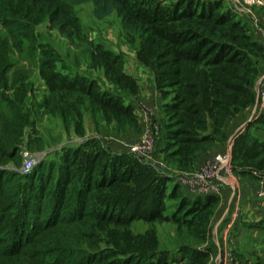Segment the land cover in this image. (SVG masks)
Returning <instances> with one entry per match:
<instances>
[{"label": "trees", "instance_id": "16d2710c", "mask_svg": "<svg viewBox=\"0 0 264 264\" xmlns=\"http://www.w3.org/2000/svg\"><path fill=\"white\" fill-rule=\"evenodd\" d=\"M222 1L0 0V58L23 49L37 57L50 87L46 107L66 126L73 121L76 132L89 110L113 123L117 133L137 130L131 106L98 91L85 76L61 74V55L36 34L46 24L77 40L82 27L74 8L82 4L91 3L99 21L115 14L121 30L132 35L135 60L153 75L162 102L156 150L178 172L190 171L200 154L224 140L225 125L255 103L264 65V46ZM92 60L109 80L134 86L115 67L116 59L97 54ZM6 90L12 94H2L10 115L0 118V264H170L174 251L190 264L209 261L211 248L199 250L191 242L210 237L218 199L188 196L182 188L176 199L180 186L168 190L170 178L132 154H112L88 140L20 173L28 117L17 82ZM256 120L264 123V114ZM231 164L241 175L264 173V142L241 132L232 143ZM166 200L175 201L171 212L165 211ZM137 222L171 223L182 242L169 254L158 248L155 231L133 236Z\"/></svg>", "mask_w": 264, "mask_h": 264}, {"label": "rangeland", "instance_id": "374dc122", "mask_svg": "<svg viewBox=\"0 0 264 264\" xmlns=\"http://www.w3.org/2000/svg\"><path fill=\"white\" fill-rule=\"evenodd\" d=\"M74 12L82 27L80 38L69 40L66 37L60 36L55 30H48L46 24H43L36 28L39 41L51 44L61 55L63 64L58 66L61 74L73 76L75 73H78L85 76L88 80L96 83L98 91L108 94L118 101L119 104L123 103L125 99L124 90L122 88L119 89L116 85L117 83L110 82L104 71L92 59L97 54H104L109 57V60H112V58L116 59L117 64H115V67L119 68V70L124 67V64L129 65L130 59L135 58L136 43L132 35L121 30L119 20L115 14L101 21L96 20L92 14L91 3L75 7ZM252 29L254 33L258 30L255 24L252 25ZM36 58L29 55L25 49L21 52L10 51L6 60L0 58V118L2 116L7 118L10 115V109L3 102L2 94L10 95L12 94V90L7 91L6 89L11 87L14 82H17V86H20V93L24 95L22 110L26 117H28V121L20 137L19 150L22 156L24 153H27L34 160V163L36 162L37 166L43 160L45 162L57 160L65 149L87 143L88 140L89 142H93L96 147L107 148L110 141L114 142L116 137H112L111 132L113 131L108 132L110 123H106V119L100 113H93L90 110L88 112L91 126L94 128L92 134L84 131L83 117L80 119L78 133L75 131L73 121L69 120L66 126L59 113H50L52 110L49 111L50 108L46 107L50 101V87L40 72ZM259 62L260 64L262 63V61ZM128 99L127 95L124 101L130 102ZM49 106L52 107V105ZM149 129L152 131L154 140L156 141V147L159 141L157 130L153 128ZM232 132L233 130L229 134H232ZM99 140H101V143ZM156 152L157 150L155 151L154 148V154ZM128 154L131 155L129 152ZM131 156L136 159L133 155ZM198 159L199 156L194 161V165L190 171H181V173L188 174L195 172L201 165L198 163ZM144 161L146 163L150 160L145 158ZM163 162L165 168L156 161L151 165L146 164L161 177L171 176V180L168 183V190H171L175 186L174 183H176L173 175L178 173V171L175 170L176 168L170 162H165L164 160ZM180 188L181 186L176 193V199H179L182 195ZM257 199L259 200L258 197ZM174 202V200H168V202L166 200L165 211L171 212L172 204H175ZM131 231L133 232V236L144 234L147 231H155L158 238V248L168 251L169 254H172L175 248L179 247L182 242L177 238L175 227L171 223L161 224L157 222L147 224L137 222L132 226ZM144 262H147L146 259Z\"/></svg>", "mask_w": 264, "mask_h": 264}, {"label": "crops", "instance_id": "0c3cea01", "mask_svg": "<svg viewBox=\"0 0 264 264\" xmlns=\"http://www.w3.org/2000/svg\"><path fill=\"white\" fill-rule=\"evenodd\" d=\"M160 1L163 4H169L176 0ZM222 4L247 25L255 40L264 46V0H223ZM253 24L258 28L256 33L252 29ZM128 64H124L121 71L133 80L134 86L130 88L125 84L116 85L124 90L125 99L128 95L130 102H125L122 98V104L133 108L138 128L137 130L128 128L124 132L117 133L115 125L110 123L108 132L113 131L111 134L112 137H116V140L110 141L104 150L112 154H128V146L139 142L148 128L156 129L158 139H162L160 126L164 120V114L154 77L142 68L135 58H131ZM263 81L264 65L256 82V90ZM253 112L254 104L232 118L225 125L224 140L214 144L205 154H200V164L209 156L225 151L228 146L232 147L234 138L241 132H245L258 142H264V123H258L257 118H253ZM83 118L84 131L92 134L94 128L91 126L88 111L84 112ZM250 121L254 122L249 125ZM232 130V134H229ZM99 142L101 143V140ZM162 145L161 141L159 147L161 148ZM155 156L159 162H163L161 153L156 152ZM253 176L252 178L234 171L231 178H224L220 182V192L218 196H215L218 202L210 222V237L202 244L193 239L191 242L199 250L211 248L210 258L206 264H264V202L258 200L256 196L258 180L264 177V173L257 176L253 174ZM172 258L170 264H190L183 252L174 251Z\"/></svg>", "mask_w": 264, "mask_h": 264}, {"label": "built area", "instance_id": "2783aa9c", "mask_svg": "<svg viewBox=\"0 0 264 264\" xmlns=\"http://www.w3.org/2000/svg\"><path fill=\"white\" fill-rule=\"evenodd\" d=\"M256 95L257 99L254 105L253 118H258L264 114V81L259 84ZM155 143L152 131L148 128L145 131L144 137L139 142L128 146V151L141 162H145L144 159L148 158L150 161L146 163L151 165L156 161L165 168L164 163L159 162L154 154ZM22 157L23 165L20 173L25 174L36 165V162L34 163V160L27 153H24ZM231 176V152L229 148L226 152L209 156L195 172L188 174L178 172L173 175V179L181 186L186 195L205 197L218 196L220 182L224 178H230ZM256 196L261 202H264V178L258 182Z\"/></svg>", "mask_w": 264, "mask_h": 264}, {"label": "bare ground", "instance_id": "6f19581e", "mask_svg": "<svg viewBox=\"0 0 264 264\" xmlns=\"http://www.w3.org/2000/svg\"><path fill=\"white\" fill-rule=\"evenodd\" d=\"M256 99H257V95H256ZM255 103H256V100H255ZM255 103H254V105H255ZM230 148V152H231V146H228V148L225 150V151H223V152H226L228 149ZM223 152H220V153H223ZM216 154H218V153H216ZM231 167H232V164H231ZM233 173H234V170H233V168H232V176H233ZM231 176V177H232ZM230 177V178H231ZM264 178V177H263ZM225 179H228V178H225ZM262 179V178H261ZM261 179H259L258 180V182L261 180ZM224 180V179H223Z\"/></svg>", "mask_w": 264, "mask_h": 264}, {"label": "clouds", "instance_id": "9594fccd", "mask_svg": "<svg viewBox=\"0 0 264 264\" xmlns=\"http://www.w3.org/2000/svg\"><path fill=\"white\" fill-rule=\"evenodd\" d=\"M171 180V179H170Z\"/></svg>", "mask_w": 264, "mask_h": 264}]
</instances>
